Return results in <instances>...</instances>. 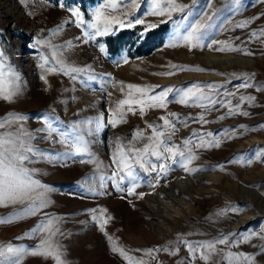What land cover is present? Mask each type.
I'll return each mask as SVG.
<instances>
[{
    "label": "rangeland",
    "instance_id": "obj_1",
    "mask_svg": "<svg viewBox=\"0 0 264 264\" xmlns=\"http://www.w3.org/2000/svg\"><path fill=\"white\" fill-rule=\"evenodd\" d=\"M151 2L139 0V7L132 12L133 21L139 18L145 24H135L132 28L117 26L111 34L84 43L83 33L92 29L72 22L75 17L70 9L80 11L87 25L94 21V13L105 8L109 0H96L86 11L81 0H0V50L4 53L5 74L10 71L9 78L19 84V92L12 102L0 99V118L9 113L26 117L19 123L32 134L31 145L36 151L27 166L36 169L35 178L51 189L47 194L49 206L42 213L0 224V243L34 247L38 244L37 238L31 235L20 240L16 238L44 221L43 213H47L48 217L56 219L64 234L57 240L63 245L66 264H129L111 251L112 242L87 211L107 209L105 215L113 217L106 226L107 233L134 259H143L146 264H206L199 259V253L193 258L177 237L197 245L217 240L222 235L229 237L228 246H217L224 249V257L228 252L246 253L255 257V264H264V254L259 251L264 245V239L260 238L264 237V36L259 34L264 29V0H195V3L178 0L190 8L186 15L173 13L170 20L148 15ZM209 4L217 15L202 33L201 43L205 46L191 48L182 42H177L176 47L169 46L177 35L190 30L204 12H209ZM129 10L125 7L112 14L121 15ZM108 12L112 10L108 8L106 14ZM254 17L259 19L253 20ZM245 20L252 22L245 28L236 27ZM161 21L170 24L162 44L149 54L140 55L141 43L149 32L163 24ZM147 24L158 26L146 29ZM61 25L59 31H54ZM253 31L257 36L249 39ZM120 33L126 34V42L120 53L113 55L106 41ZM37 40L46 43L37 45ZM213 41L222 43L207 47ZM100 44L105 45L103 53L99 50ZM225 46L240 47L254 55L215 50ZM44 56L50 63L63 58L72 66L90 71L77 74L76 80L50 73L39 67ZM214 57L231 59L217 62L209 59ZM172 65L199 67L205 71L160 74L175 71ZM251 74H255L254 77ZM41 75L47 76V85ZM89 76H95V79L90 80ZM245 82L253 87L242 88ZM127 84L159 86L154 87L155 93L164 88L174 91L167 98L166 109H146V115L141 116L137 108L135 115L126 113V123L86 135L87 126L82 122L103 112L107 123V109L126 98ZM209 85L216 87L209 88ZM121 87L124 93H121ZM193 87L203 88L219 102L215 106L206 100L180 104L178 101L183 92ZM108 93H112L111 97ZM240 96L255 97L252 102L240 104L239 111H247L249 115H228V102L235 106L240 103ZM168 113H176L181 118L170 117L176 125L172 143L183 146L187 138L196 143L193 132H211L213 137L205 139L219 141L220 146L195 148L194 143L189 145L197 156L190 166L203 169L195 174L186 173L178 164H173L167 176L160 178L157 172H145L129 161L134 176L125 174V179L120 182L123 190L118 191L111 180V174L116 170L112 159L116 140L119 138L126 148L142 147L146 140L129 144L134 131L145 130L146 123H162L159 117ZM201 113L208 123L195 122ZM221 116L225 118L220 119ZM45 117L55 131L48 130ZM74 125L78 127L74 128ZM150 134L151 130H147L146 135ZM78 135H84L87 140L88 154L73 155L74 148L61 142L66 137L71 139ZM233 160L240 163H231ZM248 160L252 163H247ZM153 162H156L155 158ZM179 178L181 187L174 189L172 183ZM157 179L159 185L153 188ZM133 183L136 193H143V198L127 195V189ZM250 190H258L263 198L258 199ZM19 207H0V217L10 218ZM253 233L256 238L250 243L242 242L243 237ZM157 247L168 248L169 252H155L153 259L143 251H136ZM177 247L179 252L171 255ZM224 257H214L212 264L216 261L228 264ZM24 264H54V261L28 256Z\"/></svg>",
    "mask_w": 264,
    "mask_h": 264
},
{
    "label": "snow or ice",
    "instance_id": "obj_2",
    "mask_svg": "<svg viewBox=\"0 0 264 264\" xmlns=\"http://www.w3.org/2000/svg\"><path fill=\"white\" fill-rule=\"evenodd\" d=\"M195 3V0H193ZM64 7L63 4L59 5ZM129 8L128 12H121V15H113V12L120 11L123 8ZM139 7V0H109L108 5L105 8L98 9L94 13V21L85 24L82 19V14L78 10L70 9L72 16L75 20L72 21L76 25L92 29L91 32L85 31L83 33L84 43L90 40H94L96 37H104L111 34L115 27L119 28H132L135 24H145L143 19L136 18L134 21L131 18L132 12ZM110 8L112 12L106 14V10ZM190 6L179 3L178 0H152L148 15L167 17L169 20L172 18L173 13L187 14ZM209 12H204L197 22H195L190 30L185 34L177 35L173 42L169 44L171 47H176L177 42H182L185 45H189L191 48L204 47L201 43L202 33L205 29L211 26V21L217 15V12L212 9L211 4L208 5ZM211 13V14H209ZM264 15V14H262ZM253 20L259 19V17L252 18ZM69 21H65L68 23ZM164 21H161L163 23ZM252 21L245 20L236 25L238 28L247 27ZM158 25L147 24L146 29H154ZM63 26H58L54 31H59ZM260 36H264V29L260 30ZM257 36V32L253 31L249 39ZM37 45L44 44L46 41L37 40ZM222 42L213 41L208 44L207 47L212 48L214 44ZM226 44V42H223ZM68 46L71 47V41L68 42ZM100 52H105L106 48L104 44L99 45ZM216 51H234L244 52L245 55H254L250 51H246L240 47H218ZM53 55H56L54 52ZM42 63L39 65L41 69H45L50 73H60L65 76L71 77L73 80L77 79V74L87 73L90 69L84 67H76L66 63L63 58H59L50 63L47 56L41 57ZM126 62V61H125ZM47 66V67H46ZM175 71H169L160 73L161 75H174L176 71L195 70L205 71L203 68L195 67L191 68L182 65H172ZM11 72L5 74L4 53L0 50V99L8 102H12L19 92L18 82L10 79ZM253 77L255 74H251ZM41 79L44 83L48 84L46 75H41ZM88 79H95V76H89ZM122 83V82H121ZM50 87V85H49ZM129 90L126 94V98L120 99L116 102L115 107H109V119L105 123L104 113L101 112L97 117L88 119L82 122L87 126L86 135L98 134L102 132L106 127H117L119 124L126 123V113L136 114V109H139L141 116L146 115V109H160L164 110L168 105L169 94L174 91L172 88H164L159 93L154 92V87L159 86H141L137 84H127ZM216 85H209V88H215ZM242 88L253 87L251 83L245 82L241 85ZM121 93H124V88H120ZM112 93H108L111 97ZM240 103L231 106L229 101L228 115H244L248 116L249 112L239 111L240 104L245 101L252 102L255 100L254 96H240ZM207 101L208 104L215 106L219 101L213 99L210 93H205L203 88L193 87L183 92L179 99L180 104L187 105L190 101L195 103L197 101ZM204 106V105H201ZM206 107V106H205ZM180 120L181 118L176 113H168L159 117L162 122L160 124L146 123V129H136L132 134L130 145L133 142H139L146 140L142 147H125L119 138L115 142L116 150L113 153L112 159L116 166V170L111 174V180L115 183L118 191H122L120 182L127 177L134 176V170L129 161L139 165V167L145 172H157L160 178H165L170 171L173 164H178L186 173L195 174L203 169L199 167H192L193 161L197 159L194 154L193 147H189L193 144L192 138H187L183 141V146L176 145L171 142L172 136L176 132V125L170 118ZM225 117L221 116L220 119ZM22 114L9 113L4 118H0V207L20 206L10 218L0 217V224L12 223L14 220L24 219L26 217L36 216L38 213H42L43 209L49 206L48 192L51 190L48 185L42 184L41 181L35 178L36 169L29 168L27 165L33 161L36 151L31 145L32 134L24 129L23 124L20 121L25 120ZM195 122L203 124L208 123L203 113H201ZM44 123L48 125V130L55 131L52 125L48 123V118H44ZM15 125V128L13 126ZM185 126H187L185 124ZM74 128L78 125H74ZM243 127V126H242ZM45 129H41L44 131ZM147 130H151L150 135H146ZM193 137H197V142L194 143L195 148H213L219 147L220 143L216 140H206L205 137H213L211 132H193ZM63 143H69L74 148L73 155L88 154V142L84 138V135H78L71 139L65 138ZM43 158V153L40 154ZM153 158L155 161L153 162ZM171 163H168V161ZM231 163H240L239 160L230 161ZM247 163L251 164L252 161L248 160ZM221 169L223 165H219ZM103 180L104 177H101ZM159 185V179L156 180L153 188ZM104 185L102 184L101 187ZM104 195L103 192L99 193ZM138 195L139 198H143V193H136V184L133 183L131 187L127 189V195ZM232 211H238V209H231ZM92 213L91 219L98 223L99 230L106 236L107 240L112 242L111 251L114 254H118L129 264H146L143 259H134L128 252L115 242V238L109 235L106 231V226L113 219V217L106 216L107 209H89ZM99 211V215H97ZM45 220L30 230L29 233H25L22 237L16 239H24L31 235L38 239V244L32 248L20 246L8 243H0V264H24V260L28 256H40L46 259H52L54 264H66L64 257L63 245L57 240L58 236L64 235L56 222L55 218L48 217L47 213H43ZM253 238H256V234H249L242 238V242L250 243ZM264 239V237H260ZM177 240L180 243L185 244L195 258L199 253V259L205 261L206 264H212L214 257H224V249H218V245H229V237L222 235L219 239L214 241H205L193 245L187 241L182 240L179 236ZM239 243V242H237ZM136 251H143L146 255L155 259L153 253L164 251L169 252L168 248L156 249H136ZM261 254H264V245L259 249ZM179 252V248L173 249L170 254L175 255ZM228 264H255V257L251 254L228 252L227 257H224ZM216 264H221L220 261H216Z\"/></svg>",
    "mask_w": 264,
    "mask_h": 264
},
{
    "label": "trees",
    "instance_id": "obj_3",
    "mask_svg": "<svg viewBox=\"0 0 264 264\" xmlns=\"http://www.w3.org/2000/svg\"><path fill=\"white\" fill-rule=\"evenodd\" d=\"M96 0H81V6L83 10H87L89 4L95 3ZM170 24L163 23L159 27L149 32L148 36L143 40L139 48V54H149L157 46H160L164 40L165 35L169 31ZM125 33H120L118 36H110L107 38V45L109 52L113 55L120 53L122 47L125 45Z\"/></svg>",
    "mask_w": 264,
    "mask_h": 264
},
{
    "label": "bare ground",
    "instance_id": "obj_4",
    "mask_svg": "<svg viewBox=\"0 0 264 264\" xmlns=\"http://www.w3.org/2000/svg\"><path fill=\"white\" fill-rule=\"evenodd\" d=\"M212 61H223L224 59H231V57H227V58H220V57H214V58H209ZM181 179L179 178L178 180L174 181L172 184V187L174 189H178L179 187H181ZM250 193H252L255 197H257L258 199L263 198L262 194L258 191V190H250Z\"/></svg>",
    "mask_w": 264,
    "mask_h": 264
}]
</instances>
